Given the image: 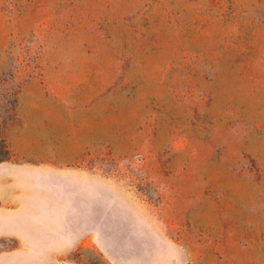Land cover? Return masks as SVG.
I'll return each instance as SVG.
<instances>
[{"label":"rangeland","instance_id":"1","mask_svg":"<svg viewBox=\"0 0 264 264\" xmlns=\"http://www.w3.org/2000/svg\"><path fill=\"white\" fill-rule=\"evenodd\" d=\"M264 264V0H0V264Z\"/></svg>","mask_w":264,"mask_h":264},{"label":"trees","instance_id":"2","mask_svg":"<svg viewBox=\"0 0 264 264\" xmlns=\"http://www.w3.org/2000/svg\"><path fill=\"white\" fill-rule=\"evenodd\" d=\"M87 264H108L100 254L93 253V255L88 257V263Z\"/></svg>","mask_w":264,"mask_h":264}]
</instances>
